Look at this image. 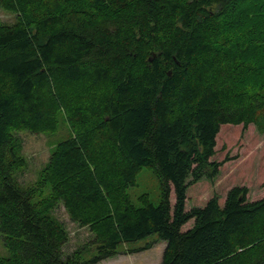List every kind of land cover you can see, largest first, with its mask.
<instances>
[{"label": "trees", "instance_id": "16d2710c", "mask_svg": "<svg viewBox=\"0 0 264 264\" xmlns=\"http://www.w3.org/2000/svg\"><path fill=\"white\" fill-rule=\"evenodd\" d=\"M0 6L18 14L0 20V232L10 251L0 264H97L152 234L166 241L161 264H264V196L234 186L224 204L214 194L186 207L190 186L231 159H211L223 125L264 133V0ZM61 117L70 136L22 187L18 132L54 133ZM145 166L160 178L159 204L127 192ZM61 202L94 235L69 254L70 232L52 214Z\"/></svg>", "mask_w": 264, "mask_h": 264}, {"label": "rangeland", "instance_id": "374dc122", "mask_svg": "<svg viewBox=\"0 0 264 264\" xmlns=\"http://www.w3.org/2000/svg\"><path fill=\"white\" fill-rule=\"evenodd\" d=\"M17 16V13L0 6L2 22L15 23ZM18 134L23 139L22 153L27 159V164L17 171L16 178L22 187H26L38 180L40 170L49 162L57 144L68 138L71 131L68 123L61 117L59 129L54 133L37 134L22 130ZM227 154L231 156V159L221 166L214 181L204 178L190 186L186 202L187 209L193 206H204L214 194H219L220 203L224 204L227 192L234 186H247L250 200L264 196V133L255 124L249 125L246 129L243 125H223L217 136L216 154L211 159L221 161ZM49 192L50 187H44L42 192L34 196L33 201L47 196ZM127 192L137 205H140L139 196L144 193L149 194L154 204H159L162 199L160 178L152 168L145 166L137 176V183L128 187ZM175 200L173 190L171 194L173 206ZM52 214L64 222L70 232L69 242L64 247L66 254L73 252L94 237L88 227L81 226L70 219L62 202ZM192 224L193 220L185 224L183 229H188ZM148 243H152L149 249L129 252ZM165 246L166 241L159 240L157 234H152L138 241L121 244L118 249L120 253L116 257L103 260L101 264H161ZM9 254L10 251L5 246L0 232V256H9ZM95 254L96 245L91 244L83 252V257L89 259Z\"/></svg>", "mask_w": 264, "mask_h": 264}, {"label": "crops", "instance_id": "0c3cea01", "mask_svg": "<svg viewBox=\"0 0 264 264\" xmlns=\"http://www.w3.org/2000/svg\"><path fill=\"white\" fill-rule=\"evenodd\" d=\"M116 257V256H115ZM101 262H103V261H101ZM101 262L99 263V264H101Z\"/></svg>", "mask_w": 264, "mask_h": 264}]
</instances>
